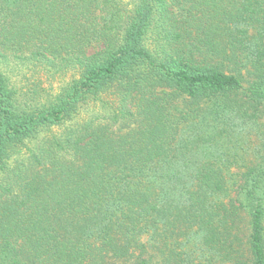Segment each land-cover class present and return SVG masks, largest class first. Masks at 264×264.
<instances>
[{
  "label": "trees",
  "instance_id": "obj_1",
  "mask_svg": "<svg viewBox=\"0 0 264 264\" xmlns=\"http://www.w3.org/2000/svg\"><path fill=\"white\" fill-rule=\"evenodd\" d=\"M263 222L264 0H0V264H264Z\"/></svg>",
  "mask_w": 264,
  "mask_h": 264
},
{
  "label": "rangeland",
  "instance_id": "obj_2",
  "mask_svg": "<svg viewBox=\"0 0 264 264\" xmlns=\"http://www.w3.org/2000/svg\"><path fill=\"white\" fill-rule=\"evenodd\" d=\"M10 77L16 87L20 89L18 92V97L20 99V97H22L21 93L23 92H26L27 98L31 96L32 92H34L35 96L56 92L61 81L68 80L70 75L66 74L63 78H60L62 75H53L41 68H35L33 71L32 69L28 70L24 67L21 74L17 73V71H13L10 73ZM178 257L180 260L181 256L179 255ZM155 260L157 264H164L159 257H156Z\"/></svg>",
  "mask_w": 264,
  "mask_h": 264
}]
</instances>
